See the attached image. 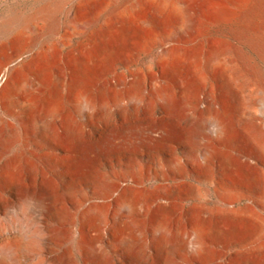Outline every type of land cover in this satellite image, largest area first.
Segmentation results:
<instances>
[{"label": "bare ground", "instance_id": "obj_1", "mask_svg": "<svg viewBox=\"0 0 264 264\" xmlns=\"http://www.w3.org/2000/svg\"><path fill=\"white\" fill-rule=\"evenodd\" d=\"M173 7L180 20V34L156 40L155 44L161 55L190 60L200 79H204L214 66L219 67L222 74L225 73L224 66L219 63L224 51L214 47L204 49V42L191 38L200 25L197 19H242L248 27L257 14L264 20V0H173ZM52 12L53 8L45 7L36 15L47 17ZM190 14L195 17L191 18ZM13 21L15 18L11 17L2 22L0 31ZM256 33L258 39H263L264 27ZM137 45L136 40L116 41L100 37L92 45L70 56L56 81L39 66L29 70V80L21 74L12 75L11 69L7 71L0 91V110L18 125L12 121L4 125L0 119V185L8 188L14 198L24 205L27 201L42 205L41 215L37 218L43 227L47 218L56 212L55 197L48 185V170L54 171L58 190L66 198L72 195L71 187L90 182L92 189L89 196L83 198L84 208L79 219L95 224L93 226L101 225L109 239V247L117 248L134 262L147 258L145 251L152 249L155 255L148 259V264H174L167 261L174 256H179L177 264H196L195 259L205 256L206 238H223L236 232L210 224L198 194L199 202L184 218L187 229L181 231L172 227L169 217L173 191L168 188L147 194L145 179L154 176L159 179V187L165 188L171 174L183 177L189 173V168L206 172L216 167L226 185L245 183L253 186L256 178L246 168H252L253 155L249 150L240 148L226 119V111L217 116L203 117L212 114L214 105L208 102L199 109V102L192 99L197 97L198 89L189 82L175 86L168 77L153 75L148 81V89L142 85L144 77L140 76L113 84L105 81L101 87L96 70L105 73L112 59L126 53L133 55ZM261 49L264 53V48ZM30 61L34 58L31 57ZM109 95L111 99L107 100ZM110 105L124 114H134L138 110L149 112L155 105H160L165 116L159 122L144 119L149 131L158 134V139L148 148L139 144L131 148L118 146L112 149L101 147L100 143H104L105 139H81L84 125L75 116L97 114V120L83 119L84 124L93 128L99 123L107 125ZM183 112L189 113L187 128L175 118L176 114ZM202 122L210 127L209 134L205 136L204 150L188 151L183 158L173 157V147L189 142L200 132L199 123ZM114 130L107 125L104 136L108 137ZM51 141H59L61 147L66 143L61 155ZM254 142L256 150L264 157V134L257 136ZM15 145L19 146V150L12 152ZM221 145H225L227 150L222 151L219 148ZM162 154L170 157L168 161H174L170 164L172 166L161 162L158 157ZM57 156H60L63 166L61 171L56 169ZM144 157L152 159L154 165L141 164L140 160ZM112 159L118 162L120 169L112 173L101 171L100 165ZM262 179L264 182V175ZM225 187L213 186L216 209L233 216L237 212L234 209L235 195L224 192ZM261 198V201L251 200L241 212L251 221L259 246L264 247V188ZM7 205L0 199V206ZM20 226L13 225L3 232L7 233V237L0 242V264H8L15 248L22 242L24 237L20 233L23 228ZM97 244L98 240L93 236L91 242H84L86 257L93 262L107 264L106 251ZM185 245H189L190 249L181 253ZM71 261V254L64 252L57 264H72Z\"/></svg>", "mask_w": 264, "mask_h": 264}, {"label": "rangeland", "instance_id": "obj_2", "mask_svg": "<svg viewBox=\"0 0 264 264\" xmlns=\"http://www.w3.org/2000/svg\"><path fill=\"white\" fill-rule=\"evenodd\" d=\"M45 7L53 8V12L47 17L37 16ZM173 8V0H0V24L11 17L15 18L6 29L0 31V91L9 69L12 75L21 74L29 80V70L39 66L56 81L68 58L100 37L138 41L133 55L126 53L115 57L107 65L105 73L96 70L100 86L103 87L105 81L113 84L140 76L144 77V81L139 79L142 85L148 89V81L153 75L168 77L175 86L189 82V85L198 89L197 97L192 99L199 102V109L208 102L214 105L212 114L204 115V118L226 111V119L240 148L249 150L253 155L252 168H246L256 178L253 186L245 183L226 185L216 167L206 172L189 168V173L183 177L171 174L167 182L169 186L165 185L167 188L159 187V179L154 176L147 177L144 181L146 193L153 194L168 188L173 191L169 223L181 231L187 229L184 218L199 202L198 194L210 224L236 232L223 238H206L205 256L195 259L196 264H264V247L259 246L258 238L251 229V221L241 212L251 200H262L264 188V157L258 153L254 142L257 136L264 134V53L261 49L264 48V38L258 39L256 33L264 27V20L257 14L248 27L242 19H197L200 25L191 38L204 42V49L214 47L224 51L219 63L224 66L225 73L222 74L220 68L214 66L204 79H200L190 60L161 55L155 44L156 40L180 34V20ZM190 16L195 17L193 14ZM31 57L34 61H30ZM110 99L109 95L107 100ZM110 106L107 125L115 130L108 137L104 136L106 123H99L95 128L84 124L83 119L97 120V114L81 113L79 118L75 116L84 125L81 139H105L104 143H100L101 147L109 149L118 146L131 148L139 144L148 148L158 139V134L149 131L144 119L151 118L159 122L165 116L160 105H155L149 112L138 110L134 114H124L114 105ZM175 118L182 127L187 128L190 121L188 112L176 114ZM0 119L4 125L7 121L18 125L1 110ZM199 126L200 132L191 137L189 142L173 147V157L183 158L188 151L204 150L205 136L209 134L210 127L204 122L199 123ZM52 145L59 149L57 152L61 155L66 143L61 147L59 141H53ZM219 148L227 150L225 145ZM18 150V145L11 149L12 152ZM59 157L55 158L56 169L61 171L63 166ZM158 158L168 166L174 162L168 161L170 157L164 154ZM151 160L144 157L140 161L144 165H154L155 162ZM100 168L101 171L112 173L120 169V165L112 159L103 162ZM53 174L54 171L48 170V185L55 197L56 212L47 218L43 227L37 217L28 215L24 204L17 201L8 188L0 185V199L8 204L6 207L0 206V242L7 237V233L3 232L13 225H21L23 229L29 230L27 238H23L15 248L8 264H57L64 252L71 254L72 264H99L85 254L83 244L91 242L92 236L98 240V247L106 251L107 264H148V259L155 255L152 249L145 251L147 258L135 262L129 260L117 248L109 247V239L101 225L93 226L95 224L79 219L84 208L83 198L89 196L92 189L90 182L70 186L72 195L66 198L58 190ZM68 183L66 180L65 184ZM215 185H225L223 191L235 195L234 209L237 212L233 216L217 211L213 192ZM10 218H14V223L9 222ZM186 249H190V246L185 245L181 253ZM167 261L177 264L179 256Z\"/></svg>", "mask_w": 264, "mask_h": 264}, {"label": "clouds", "instance_id": "obj_3", "mask_svg": "<svg viewBox=\"0 0 264 264\" xmlns=\"http://www.w3.org/2000/svg\"><path fill=\"white\" fill-rule=\"evenodd\" d=\"M24 208L26 209L28 215L32 218L39 217L42 212V205L34 201H27L24 205ZM9 222L14 223V218H10ZM28 233H29L28 229H22L20 234L26 239Z\"/></svg>", "mask_w": 264, "mask_h": 264}]
</instances>
